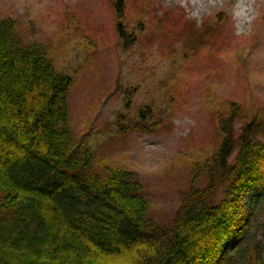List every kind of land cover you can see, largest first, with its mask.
Listing matches in <instances>:
<instances>
[{
    "label": "trees",
    "instance_id": "obj_1",
    "mask_svg": "<svg viewBox=\"0 0 264 264\" xmlns=\"http://www.w3.org/2000/svg\"><path fill=\"white\" fill-rule=\"evenodd\" d=\"M110 6L127 51L139 39L124 26L128 0ZM224 14L199 28L171 9L151 26H181L187 53L216 44ZM74 83L48 46L26 43L18 20L0 17V264H264V112L246 119L239 102L220 103L214 149L187 165L172 219L157 220L138 174L73 136ZM153 108L115 121L117 135L159 130L175 115L157 120Z\"/></svg>",
    "mask_w": 264,
    "mask_h": 264
},
{
    "label": "rangeland",
    "instance_id": "obj_2",
    "mask_svg": "<svg viewBox=\"0 0 264 264\" xmlns=\"http://www.w3.org/2000/svg\"><path fill=\"white\" fill-rule=\"evenodd\" d=\"M245 1L148 0L143 10V0H128L124 26L139 39L127 51L110 0H0V17L18 20L23 40L48 46L59 69L74 77L68 119L73 136L105 162L137 173L154 217L170 221L187 184V165L214 149L220 103L239 102L246 119L264 112V0ZM171 9L199 28L222 12L229 22L215 45L186 53L181 26H151ZM246 9L251 14L239 17ZM142 103L153 104L157 120L175 115L159 130L117 135L115 121L127 124ZM249 213L254 223L256 213Z\"/></svg>",
    "mask_w": 264,
    "mask_h": 264
},
{
    "label": "bare ground",
    "instance_id": "obj_3",
    "mask_svg": "<svg viewBox=\"0 0 264 264\" xmlns=\"http://www.w3.org/2000/svg\"><path fill=\"white\" fill-rule=\"evenodd\" d=\"M197 1H199V2H201V0H197ZM240 2H242L243 4H245V0H240ZM249 10L248 9H246V10H244V12H241L240 14H239V17H246V16H248V15H250L251 13L249 12V13H247V14H245L246 12H248Z\"/></svg>",
    "mask_w": 264,
    "mask_h": 264
}]
</instances>
